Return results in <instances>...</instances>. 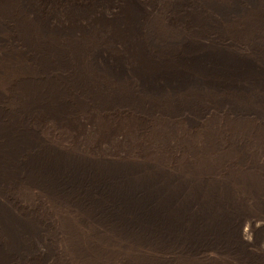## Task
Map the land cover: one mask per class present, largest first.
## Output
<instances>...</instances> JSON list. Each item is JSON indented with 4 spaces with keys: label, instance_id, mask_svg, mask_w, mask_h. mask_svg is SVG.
<instances>
[{
    "label": "rangeland",
    "instance_id": "rangeland-1",
    "mask_svg": "<svg viewBox=\"0 0 264 264\" xmlns=\"http://www.w3.org/2000/svg\"><path fill=\"white\" fill-rule=\"evenodd\" d=\"M28 1L0 0V264H264V84L141 92L93 62L121 50L122 0H44L85 3L66 33ZM138 1L160 50L264 60V0Z\"/></svg>",
    "mask_w": 264,
    "mask_h": 264
},
{
    "label": "bare ground",
    "instance_id": "bare-ground-1",
    "mask_svg": "<svg viewBox=\"0 0 264 264\" xmlns=\"http://www.w3.org/2000/svg\"><path fill=\"white\" fill-rule=\"evenodd\" d=\"M122 1L124 5H118L117 15L111 12L105 15L116 23L118 31L125 33L123 38H118L123 40L121 50L110 59L105 50H98L93 62L101 63L107 70L118 74V78L133 76L139 91L157 93L165 88L172 89L191 83L196 86L201 83L213 86L232 83L242 89L252 85V82L264 84V60L255 57L186 39L173 49L160 50L153 38L145 34L147 13L142 3L138 0ZM257 2L229 0L225 3H211V7L219 15L227 16L241 7H253ZM27 3L32 4L29 7L37 11L35 17L45 31L66 33L87 28L85 24L69 23L71 17L75 20L85 17L88 10L83 2L77 3L73 11L68 8L70 11L66 12L68 15L64 14V20L45 11L48 5L44 0H30ZM71 12L73 14L70 15ZM85 21L88 23L87 19Z\"/></svg>",
    "mask_w": 264,
    "mask_h": 264
}]
</instances>
